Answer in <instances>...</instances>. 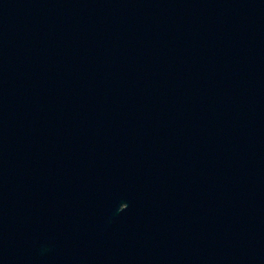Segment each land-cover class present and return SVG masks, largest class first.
Here are the masks:
<instances>
[{"label":"water","instance_id":"obj_1","mask_svg":"<svg viewBox=\"0 0 264 264\" xmlns=\"http://www.w3.org/2000/svg\"><path fill=\"white\" fill-rule=\"evenodd\" d=\"M0 264H264V0H0Z\"/></svg>","mask_w":264,"mask_h":264}]
</instances>
